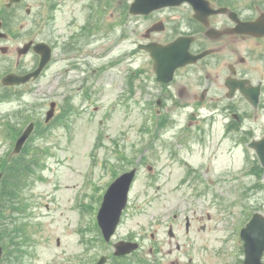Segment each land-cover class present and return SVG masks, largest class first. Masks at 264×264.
Masks as SVG:
<instances>
[{
	"label": "rangeland",
	"instance_id": "rangeland-1",
	"mask_svg": "<svg viewBox=\"0 0 264 264\" xmlns=\"http://www.w3.org/2000/svg\"><path fill=\"white\" fill-rule=\"evenodd\" d=\"M10 1L0 0V17L12 35L0 43L11 50L10 57L0 51V84L7 68L18 62L27 70L35 67L32 55L17 52L23 42L38 36L55 47L39 82L8 98L0 85V164L11 156L30 122L36 129L23 150L28 158L22 160H42L16 200L20 210L11 205L4 211L6 225L0 222L3 244L8 243V228L32 226L19 234L24 242L13 264H96L103 256L109 257L107 264H242L240 231L255 213L264 215V174H253L252 159L235 152L234 131L219 142L225 136L224 112H215V121H205L196 113L213 111L173 110L165 117L166 126L159 128L167 111L144 106L147 100L140 96L147 91L143 80L153 66L128 42L133 24L125 14L126 0H22L5 7ZM145 27L137 24L142 33ZM66 41L76 47H65ZM135 50L136 56H128ZM132 71L137 72L134 108L122 100L130 95L122 80L126 82ZM151 92L157 99L156 89ZM52 101L57 103L56 119L47 127ZM153 134L171 136L155 142L158 157L153 165L143 163L122 222L106 243L96 219L103 195L118 174L137 166L141 153L126 151L119 158L109 138L145 139ZM181 134L186 140L180 145L175 139ZM207 135L213 138L204 147ZM170 148L178 155L170 156ZM147 164L154 167L153 175ZM187 174L191 178L184 183ZM19 201L29 210L27 220ZM174 214L181 222L170 237ZM187 215L197 218L190 232L185 228ZM120 240L137 241L141 247L116 262L114 243Z\"/></svg>",
	"mask_w": 264,
	"mask_h": 264
},
{
	"label": "flooded vegetation",
	"instance_id": "flooded-vegetation-1",
	"mask_svg": "<svg viewBox=\"0 0 264 264\" xmlns=\"http://www.w3.org/2000/svg\"><path fill=\"white\" fill-rule=\"evenodd\" d=\"M134 1L126 0L127 12L125 14L131 21L129 23L133 24L131 36L127 38L130 44L136 45L137 49L148 57L153 66L152 70L146 72L149 78L143 80L147 91H141L140 96L143 94L147 100L144 106L155 105L157 108L163 109L164 112L167 111L164 119L159 122V128L166 126L165 117L173 110H210L213 112L207 115L198 112L196 116L201 120L210 118L213 121L216 120L213 115L215 112H224L227 117L224 124L225 136L219 142L226 139L230 135V131H234L233 136L236 138L234 137L231 141L234 142L235 152L244 153L246 159L248 157L252 159L253 174H264V167L259 160L260 151H264V0H194L193 4L183 2L180 5L165 7L146 15L131 13ZM133 21L134 23H132ZM137 24L146 26L143 33L141 29L137 28ZM11 38L7 22L3 17H0V43L9 41ZM55 38L51 41H57ZM29 42L34 43L30 50L26 54H18L19 56L32 55L35 67L27 70L24 67H19L18 62L17 66L8 67L4 76L8 74L25 76L39 67L41 56L35 52L34 45L39 42L49 43L37 36L36 39L23 42L22 47ZM66 42L69 44L67 43L68 45L65 47L69 49L76 47V43ZM49 45L52 48V54H54L55 47ZM146 46H152L154 51L145 49ZM22 47H18L17 52ZM0 51L10 57L9 46H1ZM128 54L133 58L134 55L136 56V50ZM154 54L171 60L167 64V70H163L162 82H160L159 73L155 69ZM188 54L204 56L194 63L176 68L170 74L169 66L175 65V62L186 58ZM130 57L127 58L130 59ZM3 59L5 63L6 59L4 57ZM173 60L175 62H172ZM136 76L137 72L132 71L126 82L122 80L123 85L130 88V95L123 97L122 100H126L131 108L136 106L137 93L132 88L137 81ZM39 80L40 78L32 79L22 86L2 85L1 88L6 93L5 98H8L12 92L16 94L19 92L17 90L35 84ZM154 88L158 93L155 100L151 92ZM119 89H123L121 84ZM138 100L140 101L138 104L141 105V97ZM126 136H115L114 138L117 137L115 140L109 138L110 145H112L113 151L117 150L115 155L119 158L126 151L129 152V155H134L131 151L139 148L137 151L141 152L137 161L140 165L137 166L139 171V167H142L143 163L153 165V159L158 157L157 152L153 150L155 142L163 141L164 139L161 138L171 135L153 134L145 139H136L141 135H133L129 137V140L125 139L128 138ZM198 137H202V135H198ZM206 137L213 138L210 135ZM210 138L204 147L208 146ZM185 140L183 134L175 139L180 145ZM112 142L114 143L112 144ZM158 152L163 153L164 151ZM168 152L172 157L178 155L174 148H170ZM147 165V170L153 175L154 167ZM189 178H191L190 174H187L183 178L184 183H188ZM197 182L198 179L194 185ZM196 219L193 215L192 218L188 215L185 216L186 232H190ZM172 220L169 227L174 230L181 220L177 214H174ZM173 237H175V233ZM177 249L180 250L181 246L178 245ZM172 252V250H168L167 253Z\"/></svg>",
	"mask_w": 264,
	"mask_h": 264
},
{
	"label": "water",
	"instance_id": "water-1",
	"mask_svg": "<svg viewBox=\"0 0 264 264\" xmlns=\"http://www.w3.org/2000/svg\"><path fill=\"white\" fill-rule=\"evenodd\" d=\"M21 0H11L8 7L12 6L14 3H18ZM183 2L194 3V0H135L131 6V13L135 15L148 14L154 10L161 9L169 6H177ZM31 47V44L26 47L23 52H27ZM150 51H154L152 46L145 47ZM35 51L41 55V63L39 69L28 76H9L4 79L6 83H25L31 77H37L40 75L42 70L48 64L52 57V50L50 46L44 43H39L34 47ZM204 55L192 56L188 54L186 58L178 60L175 65L169 66V70L172 74L177 67L184 64L194 63L198 59L202 58ZM156 63V70L159 73V80L162 76L163 70H167V64L171 62L170 59H166L163 56L153 55ZM54 107V106H53ZM54 108L48 113V120L53 116ZM32 130L30 126L23 136L18 140L15 148V152L21 151L25 141L29 137ZM261 161L264 165V151L260 153ZM135 170L130 173L124 174L119 177L108 189L105 194L104 201L98 213V223L103 232L106 241H110L112 236L115 234L118 225L121 221L123 211L125 210L128 203V195L135 176ZM1 179L0 175V190H1ZM242 240L245 242V254L246 259L244 264H264L262 258L264 256V217L260 214L254 215L251 222L246 228L242 230L241 233ZM116 256H126L136 251L139 248L138 243L121 241L115 245ZM3 249L0 246V260L2 258ZM107 262V257H103L97 264H105Z\"/></svg>",
	"mask_w": 264,
	"mask_h": 264
},
{
	"label": "trees",
	"instance_id": "trees-1",
	"mask_svg": "<svg viewBox=\"0 0 264 264\" xmlns=\"http://www.w3.org/2000/svg\"><path fill=\"white\" fill-rule=\"evenodd\" d=\"M23 158H28L24 152L17 157H10L5 160L4 164L0 167V172L4 173L2 192L0 194V222L2 226L6 225L4 211L7 209L9 210L10 207L12 208L11 205H13L16 210H20V207H17L16 205L18 202L16 200L19 199V195L24 188L30 185L32 176L36 173L35 166L40 165V162L42 161L41 158H36L34 161L22 160ZM5 165H9V167H6ZM20 203L21 201H19V204ZM20 206L22 209L24 208L22 203ZM4 228L7 229L6 227ZM21 230L20 227L14 226L11 233L7 236L10 244L5 245L7 250L9 247L12 248L11 254L16 256L21 254V243L17 241V236H19L18 232ZM0 242H2L1 236ZM139 262L143 261L140 260Z\"/></svg>",
	"mask_w": 264,
	"mask_h": 264
}]
</instances>
